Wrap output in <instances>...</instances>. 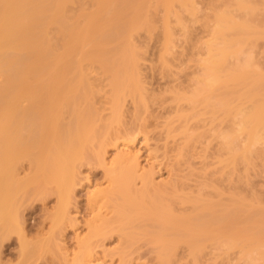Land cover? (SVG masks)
Returning <instances> with one entry per match:
<instances>
[{"label": "rangeland", "instance_id": "rangeland-1", "mask_svg": "<svg viewBox=\"0 0 264 264\" xmlns=\"http://www.w3.org/2000/svg\"><path fill=\"white\" fill-rule=\"evenodd\" d=\"M189 2V8L178 0L168 8L164 0H114L106 8L98 0H78L72 5L83 23L91 17L109 20L117 13L108 31L92 26L84 39V52L91 53L83 60L85 104L93 116L88 125L96 136L85 143L82 157L74 162V185L65 201L63 220L59 225L52 223L58 205L56 184L42 177L30 187L32 203L20 210L26 246L11 232L0 242V264H158L157 244L141 229H133L126 239L108 227L102 234L88 233V222L94 217L113 215L108 200L111 172L125 166L136 169L132 188L163 190L177 213L194 210V198L210 200L214 206L242 200L244 211L251 215L264 206V142L255 145L247 160L229 163L231 150L220 133L227 131L229 119L236 120V115L213 122L208 111L190 103L201 90L208 44L219 41L213 35L215 14L227 8L241 19L248 11L235 5V0ZM250 2L257 7V24L262 10L264 16V0ZM136 19L145 25L120 31L116 39L110 37L119 26L128 27ZM128 51L134 57L131 67L123 65ZM248 55L264 69L262 38L244 46L237 58L230 56L226 66H235ZM115 83L125 89L118 120L110 115ZM129 88L133 91L128 92ZM42 187L48 189L44 199ZM137 218L133 225L143 217ZM84 237H91L88 248L79 243ZM170 264L249 262L237 247L228 249L210 240L198 255L181 244Z\"/></svg>", "mask_w": 264, "mask_h": 264}, {"label": "bare ground", "instance_id": "bare-ground-1", "mask_svg": "<svg viewBox=\"0 0 264 264\" xmlns=\"http://www.w3.org/2000/svg\"><path fill=\"white\" fill-rule=\"evenodd\" d=\"M77 1L0 0V242L11 232L21 242L26 240L21 206L32 203L30 187L42 177L56 184L58 205L51 220L60 224L74 185V162L82 157L85 143L96 136L88 125L93 116L85 104L83 60L91 53L84 52V39L92 26L108 31L115 25L117 13L109 20L90 16L83 23L81 13L72 7ZM113 1L98 0V4L106 8ZM173 1L164 0L166 8ZM178 1L190 7L189 0ZM234 4L248 13L241 19L227 8L215 14L213 35L219 41L208 44L201 90L190 100L193 108L199 105L208 111L213 122L236 115V120L229 119L227 131L220 133L231 150L229 163L247 160L255 145L264 142V69L250 55L238 59L235 66H226L230 56L237 58L254 39L264 40L263 10L256 24L257 7L250 0H235ZM143 25L140 19L130 21L110 37L116 39L120 31ZM165 36H171L168 25ZM133 61V52L128 51L123 65L131 67ZM115 86L110 100L112 120L119 119L125 92ZM111 173L108 200L113 215L90 220L89 234H102L108 227L126 239L133 229H141L157 244L158 264H170L181 244L198 255L210 240L228 249L237 247L249 264H264V206L251 215L244 211L242 200L214 206L210 200L194 198L195 211L177 213L163 190L132 188L135 167ZM44 188H39L46 191L42 199L48 193ZM139 216L143 218L133 225ZM90 238L80 239L83 248H88Z\"/></svg>", "mask_w": 264, "mask_h": 264}]
</instances>
